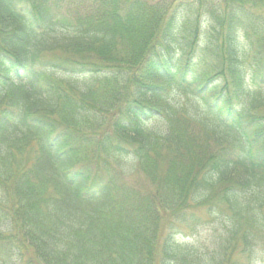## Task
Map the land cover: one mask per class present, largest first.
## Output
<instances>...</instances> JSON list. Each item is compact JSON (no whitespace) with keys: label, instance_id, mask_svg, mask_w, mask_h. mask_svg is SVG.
I'll return each instance as SVG.
<instances>
[{"label":"trees","instance_id":"obj_1","mask_svg":"<svg viewBox=\"0 0 264 264\" xmlns=\"http://www.w3.org/2000/svg\"><path fill=\"white\" fill-rule=\"evenodd\" d=\"M238 255L264 264V0H0V264Z\"/></svg>","mask_w":264,"mask_h":264},{"label":"rangeland","instance_id":"obj_2","mask_svg":"<svg viewBox=\"0 0 264 264\" xmlns=\"http://www.w3.org/2000/svg\"><path fill=\"white\" fill-rule=\"evenodd\" d=\"M190 102H192L195 105L202 107L200 102H198V100H196L194 98H191ZM200 107H199V109H200V111H202ZM130 164H132L134 167V170H136L135 165H134L135 161L131 162ZM129 166L130 165H126V167H128V168H129ZM187 237H189V238H187L188 243L194 244L198 248L211 247L214 245V237L215 236H214V232L212 231V229L209 225L200 226L198 228V231H196L194 235H190V234L188 235L187 234ZM184 239H186V238H184ZM259 257H260V255H258L257 260H260ZM245 260H246V258L244 255H238L235 259V263L236 264H245Z\"/></svg>","mask_w":264,"mask_h":264}]
</instances>
